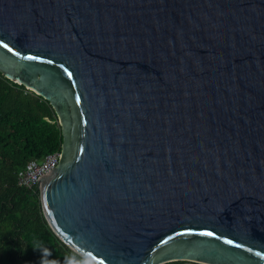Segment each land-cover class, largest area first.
Here are the masks:
<instances>
[{
    "label": "water",
    "instance_id": "obj_1",
    "mask_svg": "<svg viewBox=\"0 0 264 264\" xmlns=\"http://www.w3.org/2000/svg\"><path fill=\"white\" fill-rule=\"evenodd\" d=\"M0 73L56 113L74 252L264 264V0H0Z\"/></svg>",
    "mask_w": 264,
    "mask_h": 264
},
{
    "label": "trees",
    "instance_id": "obj_2",
    "mask_svg": "<svg viewBox=\"0 0 264 264\" xmlns=\"http://www.w3.org/2000/svg\"><path fill=\"white\" fill-rule=\"evenodd\" d=\"M62 143L51 104L0 73V264H65L67 257L80 258L50 227L36 188L17 181L29 161L60 152Z\"/></svg>",
    "mask_w": 264,
    "mask_h": 264
},
{
    "label": "built area",
    "instance_id": "obj_3",
    "mask_svg": "<svg viewBox=\"0 0 264 264\" xmlns=\"http://www.w3.org/2000/svg\"><path fill=\"white\" fill-rule=\"evenodd\" d=\"M60 159V152L44 156L41 160L33 159L17 173L18 185L29 190H39L42 177L54 169Z\"/></svg>",
    "mask_w": 264,
    "mask_h": 264
},
{
    "label": "clouds",
    "instance_id": "obj_4",
    "mask_svg": "<svg viewBox=\"0 0 264 264\" xmlns=\"http://www.w3.org/2000/svg\"><path fill=\"white\" fill-rule=\"evenodd\" d=\"M76 253L80 258L78 259L77 255L67 257L65 260V264H96L97 258L92 254V252L82 248H78L76 249ZM45 255H50V252L45 253ZM41 264H49V262L46 260H42Z\"/></svg>",
    "mask_w": 264,
    "mask_h": 264
},
{
    "label": "snow or ice",
    "instance_id": "obj_5",
    "mask_svg": "<svg viewBox=\"0 0 264 264\" xmlns=\"http://www.w3.org/2000/svg\"><path fill=\"white\" fill-rule=\"evenodd\" d=\"M30 59H32V58L30 57ZM207 235H211V233H207Z\"/></svg>",
    "mask_w": 264,
    "mask_h": 264
}]
</instances>
